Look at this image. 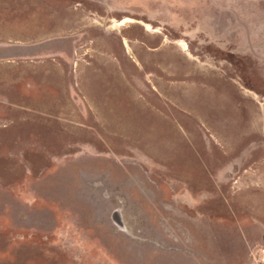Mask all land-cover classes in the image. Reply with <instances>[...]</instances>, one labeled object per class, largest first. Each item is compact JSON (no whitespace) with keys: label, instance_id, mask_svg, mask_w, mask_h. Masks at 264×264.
<instances>
[{"label":"rangeland","instance_id":"rangeland-1","mask_svg":"<svg viewBox=\"0 0 264 264\" xmlns=\"http://www.w3.org/2000/svg\"><path fill=\"white\" fill-rule=\"evenodd\" d=\"M0 264H264V0H0Z\"/></svg>","mask_w":264,"mask_h":264}]
</instances>
